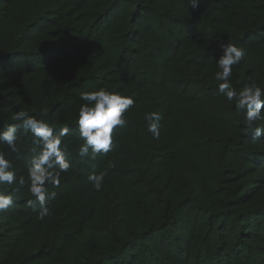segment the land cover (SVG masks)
I'll return each mask as SVG.
<instances>
[{
  "label": "trees",
  "instance_id": "1",
  "mask_svg": "<svg viewBox=\"0 0 264 264\" xmlns=\"http://www.w3.org/2000/svg\"><path fill=\"white\" fill-rule=\"evenodd\" d=\"M223 41L246 52L233 87H264V0H0V130L18 110L51 117L71 164L40 220L25 205L39 146L26 129L19 154L3 146L25 185L0 213V264H264V137L217 91ZM99 87L135 104L93 160L76 119Z\"/></svg>",
  "mask_w": 264,
  "mask_h": 264
},
{
  "label": "clouds",
  "instance_id": "2",
  "mask_svg": "<svg viewBox=\"0 0 264 264\" xmlns=\"http://www.w3.org/2000/svg\"><path fill=\"white\" fill-rule=\"evenodd\" d=\"M193 7L196 0H191ZM219 58L216 60L218 71L215 72V79L219 81L217 91L226 100L234 102L236 110L241 111L244 117L245 127L251 131L254 138L264 137V87L255 81L242 85L237 91L231 84L233 66L239 65L245 57L246 52L235 43L223 41L219 44ZM78 116L76 119V130L83 143L79 145L77 154L80 157L95 159L99 154H107L113 150V131L117 127H124L127 124L124 113L135 104L133 97L123 95L119 92H112L104 87L96 90L80 93ZM41 116H48V109H42ZM55 115V113H53ZM11 119L18 123H10L6 129L0 130V213H3L14 204V196L24 186L25 179L18 175L16 168L9 157L8 152L20 153L18 146V131L28 130L35 138L34 143L39 146L29 163L28 187L31 199L25 201V205L37 211L38 218L44 220L51 215L47 205L48 200L55 199L57 193L49 190V185L59 187L61 173H66L71 164L67 158V147L63 146L64 138L68 136L69 126L60 128L53 127L54 121L49 119H37L36 115H30L27 111L18 110ZM160 113L150 111L145 113L144 120L147 123V131L154 139L160 137ZM106 170L93 172L88 176L95 191L102 189Z\"/></svg>",
  "mask_w": 264,
  "mask_h": 264
}]
</instances>
